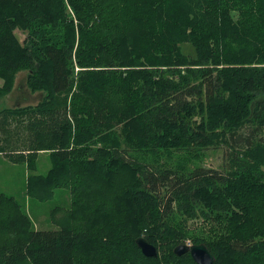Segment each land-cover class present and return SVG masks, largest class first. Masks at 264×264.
<instances>
[{
    "label": "trees",
    "instance_id": "16d2710c",
    "mask_svg": "<svg viewBox=\"0 0 264 264\" xmlns=\"http://www.w3.org/2000/svg\"><path fill=\"white\" fill-rule=\"evenodd\" d=\"M20 70L44 96L0 109V152L26 164L30 197L66 187L71 204L41 230L1 193L0 264H197L174 252L188 240L214 264H264V0H0V96ZM224 143L225 173L159 167Z\"/></svg>",
    "mask_w": 264,
    "mask_h": 264
},
{
    "label": "rangeland",
    "instance_id": "374dc122",
    "mask_svg": "<svg viewBox=\"0 0 264 264\" xmlns=\"http://www.w3.org/2000/svg\"><path fill=\"white\" fill-rule=\"evenodd\" d=\"M16 34L21 42L25 40L26 33L24 31L17 29ZM182 46L186 51L190 48V53L195 54V49L190 43H184ZM27 75V70H20L17 73L13 90L6 95L0 96V109L36 105L43 98L44 92L31 91L28 88ZM2 81L3 80L0 79V84H2ZM249 126L252 125L245 126L241 132L244 134L250 133L252 135L253 130ZM25 135L26 128L24 126L23 128H20L19 132L14 133L13 140L16 148L24 147L23 139ZM261 135L264 136V132ZM255 136L256 135H254V137ZM6 148L8 147L6 146ZM193 150L195 151L189 152L187 150H183V155L177 151H172L169 154L166 151H162L159 155L161 164L159 167L163 170H167L168 168L177 170L179 169V165L182 163L183 170L186 171L192 168L203 167L207 170H212L213 172L225 173L229 169V164L231 162L229 156L230 148L226 143L202 148V150L195 147ZM186 155L188 157H186ZM49 166V151H43L38 159L37 172H46ZM157 169L159 168L157 167ZM151 170L153 172H157L155 168ZM28 175L29 169L24 162L14 163L10 161L4 153L0 152V194L6 193L13 195L22 204L24 210L29 212L30 218L36 229H58L59 218L64 215L66 208H68L71 204L70 192L68 188H58L52 199L40 201L30 197L27 193ZM156 178V182L153 180L150 186L156 188L158 194L162 198L167 193L168 187L164 184L158 172L156 173ZM56 207L57 210L54 211L53 209ZM59 207L62 209H59ZM176 216L180 221L181 215L177 214ZM196 223H199V225ZM188 224L189 226L195 225V227L202 225L201 219H191L188 221ZM185 243L193 244L191 240H188Z\"/></svg>",
    "mask_w": 264,
    "mask_h": 264
},
{
    "label": "water",
    "instance_id": "95a60500",
    "mask_svg": "<svg viewBox=\"0 0 264 264\" xmlns=\"http://www.w3.org/2000/svg\"><path fill=\"white\" fill-rule=\"evenodd\" d=\"M137 244L141 248L144 255L150 257L158 256V248L145 237L141 236L137 238ZM174 252L179 256L185 253H190L197 264H214L216 259L215 255L205 243H180L175 246Z\"/></svg>",
    "mask_w": 264,
    "mask_h": 264
}]
</instances>
